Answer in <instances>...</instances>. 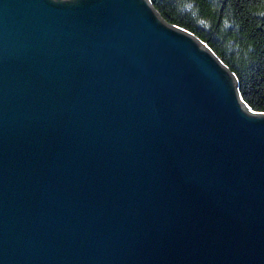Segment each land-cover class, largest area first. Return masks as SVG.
<instances>
[{
  "label": "water",
  "instance_id": "95a60500",
  "mask_svg": "<svg viewBox=\"0 0 264 264\" xmlns=\"http://www.w3.org/2000/svg\"><path fill=\"white\" fill-rule=\"evenodd\" d=\"M0 264H264V112L151 0H0Z\"/></svg>",
  "mask_w": 264,
  "mask_h": 264
},
{
  "label": "trees",
  "instance_id": "16d2710c",
  "mask_svg": "<svg viewBox=\"0 0 264 264\" xmlns=\"http://www.w3.org/2000/svg\"><path fill=\"white\" fill-rule=\"evenodd\" d=\"M203 40L235 73L243 100L264 112V0H151Z\"/></svg>",
  "mask_w": 264,
  "mask_h": 264
}]
</instances>
